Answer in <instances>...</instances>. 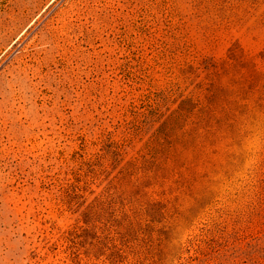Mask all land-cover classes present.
<instances>
[{"label":"rangeland","instance_id":"374dc122","mask_svg":"<svg viewBox=\"0 0 264 264\" xmlns=\"http://www.w3.org/2000/svg\"><path fill=\"white\" fill-rule=\"evenodd\" d=\"M0 264H264V0H0Z\"/></svg>","mask_w":264,"mask_h":264}]
</instances>
